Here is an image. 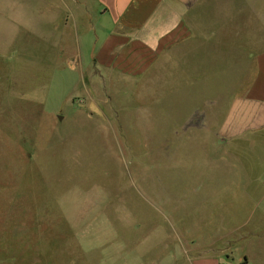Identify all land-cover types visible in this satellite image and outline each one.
I'll use <instances>...</instances> for the list:
<instances>
[{
	"label": "rangeland",
	"instance_id": "obj_1",
	"mask_svg": "<svg viewBox=\"0 0 264 264\" xmlns=\"http://www.w3.org/2000/svg\"><path fill=\"white\" fill-rule=\"evenodd\" d=\"M55 3L0 0V264H264V136L223 143L245 85L207 82L245 53L103 68Z\"/></svg>",
	"mask_w": 264,
	"mask_h": 264
},
{
	"label": "crops",
	"instance_id": "obj_2",
	"mask_svg": "<svg viewBox=\"0 0 264 264\" xmlns=\"http://www.w3.org/2000/svg\"><path fill=\"white\" fill-rule=\"evenodd\" d=\"M55 4L70 20L88 22L94 33L99 28L101 39L94 41L89 57L103 68L134 67L141 53L162 50L170 68L183 69L193 54L202 51L229 53L232 60L224 66L231 68L237 53H245L242 56L254 68L252 79L220 75L207 79L213 84L245 85L230 101L218 133L223 143L238 142L241 148L264 136V0H56ZM177 79H186L184 70Z\"/></svg>",
	"mask_w": 264,
	"mask_h": 264
}]
</instances>
